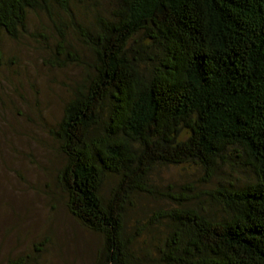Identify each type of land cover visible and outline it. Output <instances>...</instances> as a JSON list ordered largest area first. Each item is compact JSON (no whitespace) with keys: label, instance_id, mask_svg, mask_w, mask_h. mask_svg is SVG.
<instances>
[{"label":"trees","instance_id":"16d2710c","mask_svg":"<svg viewBox=\"0 0 264 264\" xmlns=\"http://www.w3.org/2000/svg\"><path fill=\"white\" fill-rule=\"evenodd\" d=\"M71 1L0 0V34L28 33L32 13L59 24ZM104 3L92 25L73 21L92 59L58 45L57 61L87 74L52 132L69 212L104 238L96 264H127V212L136 194L153 193V170L191 163L207 183L225 168L253 178L206 193L219 215L170 196L181 207L155 215L171 224L166 264H264V0Z\"/></svg>","mask_w":264,"mask_h":264},{"label":"rangeland","instance_id":"374dc122","mask_svg":"<svg viewBox=\"0 0 264 264\" xmlns=\"http://www.w3.org/2000/svg\"><path fill=\"white\" fill-rule=\"evenodd\" d=\"M71 3L72 17L61 14L59 24L44 13H32L28 33L16 39L0 34V264L18 259L25 264H96L104 248L103 236L69 212L60 182L67 159L52 135L73 89L87 74L77 62L57 61L58 45L65 42L84 62L92 59L73 21L92 25L106 8L104 0ZM247 178H253L252 171L235 174L225 168L207 183L203 170L192 163L157 166L150 177L153 193L136 194L127 212L125 262L166 264L162 252L171 224L155 215L181 207L170 196L189 195L194 200L181 201L185 207L219 215L206 193L220 182ZM114 183L111 178L105 185L107 195Z\"/></svg>","mask_w":264,"mask_h":264}]
</instances>
